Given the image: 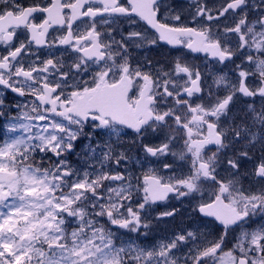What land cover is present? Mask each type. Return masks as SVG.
Returning <instances> with one entry per match:
<instances>
[{
	"label": "snow or ice",
	"instance_id": "snow-or-ice-1",
	"mask_svg": "<svg viewBox=\"0 0 264 264\" xmlns=\"http://www.w3.org/2000/svg\"><path fill=\"white\" fill-rule=\"evenodd\" d=\"M0 264H264V0H0Z\"/></svg>",
	"mask_w": 264,
	"mask_h": 264
}]
</instances>
